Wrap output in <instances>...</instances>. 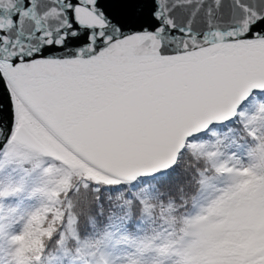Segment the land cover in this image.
<instances>
[{"label": "snow or ice", "instance_id": "snow-or-ice-1", "mask_svg": "<svg viewBox=\"0 0 264 264\" xmlns=\"http://www.w3.org/2000/svg\"><path fill=\"white\" fill-rule=\"evenodd\" d=\"M0 264H264V0H0Z\"/></svg>", "mask_w": 264, "mask_h": 264}]
</instances>
